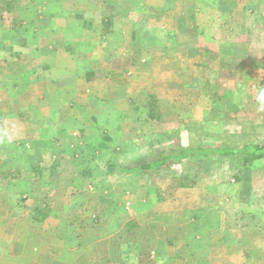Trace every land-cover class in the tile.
I'll return each instance as SVG.
<instances>
[{
  "label": "crops",
  "instance_id": "crops-1",
  "mask_svg": "<svg viewBox=\"0 0 264 264\" xmlns=\"http://www.w3.org/2000/svg\"><path fill=\"white\" fill-rule=\"evenodd\" d=\"M162 1L128 0L127 7L118 10L119 1L111 0L108 10L115 9L114 13L105 16L100 0H0V168L8 166L0 170V181L9 179L17 185L27 179L47 180L50 188L40 196H52L44 209L32 207L45 218L36 214L32 220L23 216V205H13L15 199L9 201L7 188L0 186V196L8 204L0 201V264H215L206 258L208 251L201 253L203 258L199 254L198 238L187 234L188 224L180 227L178 235L169 236L165 230L170 211H188L200 202L190 199L199 188L157 182L128 187L138 179L135 175L108 176L91 166L82 170L79 164L93 165L94 159L75 163L71 155L75 148L106 149L90 142V129L97 131V125L79 124L82 119L87 123V105L103 104L100 101L106 99L116 105L125 102L126 117L144 109L148 120L157 113L161 118L167 109L178 118L184 110L194 114L196 102L203 98L192 92L199 82L200 55L205 69L212 60H223L232 89L241 90L238 97L251 94V81L264 79V9L256 12L258 0H251L255 10L251 13L244 12L245 1L242 32L237 34L242 38L237 44L233 38L228 45L215 44L209 39L212 29L207 28L203 45L199 39L169 44L176 27L192 22L197 26L198 19L228 20V15L221 10L224 6L215 8L219 9L215 14L214 3H209L211 13L204 10L206 18H202L199 6L208 5L201 0H190L178 12L173 7L178 0ZM136 4L147 15L143 23L148 27L142 28L140 38L131 21V6ZM172 18L178 26L171 24L174 29L164 30V21ZM153 20L158 24L151 27ZM213 28L220 35L232 32ZM202 29L195 30L200 34ZM9 33L17 36L15 44L7 40ZM162 34L165 39L159 43L157 36ZM184 100H190L188 106ZM152 105L157 107L153 112ZM102 110L100 116L106 114ZM120 113L115 111L123 117ZM78 114H82L79 121ZM121 181L127 183L121 184L120 196L109 195ZM29 193L34 197L33 189Z\"/></svg>",
  "mask_w": 264,
  "mask_h": 264
},
{
  "label": "rangeland",
  "instance_id": "rangeland-1",
  "mask_svg": "<svg viewBox=\"0 0 264 264\" xmlns=\"http://www.w3.org/2000/svg\"><path fill=\"white\" fill-rule=\"evenodd\" d=\"M100 1H103L102 7L105 16L111 12L114 13L115 9L113 11L108 10L111 7V0ZM118 1L116 3L118 10H122L124 6L127 7L128 0ZM156 1L157 3H161L162 0ZM189 1L178 0L176 4L173 3L175 11L178 12L184 7L186 9ZM201 1L204 2V5H208L205 9L199 6L202 18H206L204 10L211 13V5L209 6V3H214L213 12L219 11V9L215 10V8L224 6L225 8L221 10H225L224 12L230 16V19L226 15L228 20L223 17L212 20L211 23L210 20H207L209 25L206 20L198 19L196 20L197 26L192 22L191 26L188 25L184 28L176 27V35L168 37L167 42L169 44H175L177 41L179 43H195L199 39V43L203 45L205 44L204 40L207 39V36L203 35L206 28L212 29L208 30V34L209 39L212 38L215 44L220 45L224 42L228 45L229 41L233 43L231 42L233 38H236L235 43L237 44L242 38L240 36L237 37V34L242 32L241 29L244 23L242 17L244 18V12L251 13L256 10L258 13L259 9L260 11L264 9V0H258L259 6L254 11L251 10L254 9L253 0ZM245 1H248L246 6H244ZM82 6L86 7L85 4H82ZM242 6H244V12L241 10ZM131 8H133L131 21L132 24L134 23V29L136 27V31H138V38H140L142 28L148 27L146 22L145 24L143 23L147 15L138 4L131 6ZM150 11L155 13L152 9ZM249 17L251 18L252 16L249 15ZM172 21L168 20L167 23L164 21V30L170 31L174 29L175 27L171 26V24L178 26L174 18H172ZM249 21L246 22L248 23ZM154 23H157V21L153 20L149 26L153 27ZM196 27L204 28L199 30L203 32L198 34L195 30ZM213 27L224 31L232 29V32L231 34L220 35L217 33L218 31L213 30ZM177 29H181L182 32L177 31ZM6 38L15 44L17 36L14 33H9ZM157 38H160L159 43H162L164 42L165 35L162 34L161 36H157ZM116 40L118 39L116 38ZM255 45L259 44L255 43ZM262 46H264V40ZM237 54L238 52L235 55ZM219 60H212V63L205 69L202 66L204 63L203 57L200 55L198 58L196 79H199V82L192 92L194 90L198 91L203 98L199 101L196 100L197 102L195 101L197 110H194V114L190 113V110H184L182 111L184 114L180 116L182 118H178L176 115L179 116V114L172 112L173 109H167L166 113L161 114V118L157 113L159 118L156 116L150 118V116L148 120L146 112H143L144 109L137 116L132 117L130 114L131 116L127 115L126 117L124 113L128 110V103L125 102H119L116 105L115 101L109 103L108 99H106V101H100L103 104L97 103L95 106L94 104L87 105L86 107H89L88 113H90L86 116L87 123L82 119L79 124L81 126L85 124L97 125V131L90 129L88 134L90 135V142L94 145H103L106 149H104V152L102 149L87 152L85 148L82 151L80 148H75L74 153L71 154L72 159L75 163H80L81 159L85 160L87 158L90 160L93 158V165L89 164L86 166L85 164H79V167L83 170L84 167L88 169L91 166L90 169L92 168L93 171L99 173L100 171H104L106 164L104 161L106 159L112 163H122L132 158L144 157L146 153L152 151V148L155 151H168L171 145L177 142L182 143V145H188L199 140L203 143L215 144L218 138L235 140L240 132L263 137L264 79H257V82L254 83L251 81L252 86L248 87L251 89V94L244 93L241 97H238L241 90L238 88L235 90L237 86H234L232 89L229 79H227V70L222 63L223 60ZM262 60L261 63L263 64L264 58ZM158 68L155 67L154 69L157 71ZM171 78L168 77V79ZM205 81L208 82L206 85ZM167 84L169 85V82ZM93 87L94 85H92ZM229 89L233 91L231 92ZM212 94L216 98L211 97ZM189 102L190 100H184L185 106H188L187 103ZM195 102L193 103L195 104ZM101 107H103L104 111H102L106 114L100 116ZM115 111L116 113L122 112L120 114L123 117L116 116ZM80 118H82V114L81 116L78 114L77 120H81ZM23 121L25 122L26 120H21V122ZM102 130L106 131V133H103ZM71 138L77 139L78 137L73 136ZM149 147L151 149H148ZM93 167L97 168L94 169ZM7 168L8 166H1L0 170L5 171ZM162 171L157 174L135 175L138 178L134 181L135 183L131 184L132 182H130L127 185L128 187H132V185H136L137 187V185L149 183L151 186H156L157 183H160L162 186L170 184L176 186L175 180L186 177V180H191L193 184L190 189H200L198 193L191 192L192 195L190 196L192 201L198 199L200 201L198 202L199 205L198 203L193 204L188 211L185 209L178 213L169 212L172 214V217L165 228L167 235H178L182 230L180 227L183 225L185 228L188 224L189 227L186 228L187 234L198 238V244H195V246L199 254L203 253V251H208L210 255L207 254L209 256L206 258L214 261L215 264H255V262L256 264H264V251L261 252V249L264 250V171L252 174L244 172L238 180L236 172L229 169L228 161L215 157L209 161H182ZM13 182V180L9 179L0 181V186L8 189L5 191L8 192L9 201L15 199L13 205L14 203L17 204V207L20 204L23 205L22 214L25 218L34 220L36 214H38V217H41L42 214L36 213L34 210L37 208L44 209V205L52 202V196H47L46 198L40 196L50 188L47 185L48 181L43 179L34 181L27 179L22 184L19 183L17 185ZM123 183H127V181L119 182L117 184L119 188H116L111 194L108 192L109 195L115 194L120 196L117 193H119V189L123 188L121 186V184L124 185ZM184 183L186 184L187 182L184 181ZM29 189L34 190V197H31L30 193L28 194ZM0 201L2 203L7 202L5 197H2ZM32 207H35V209L33 210ZM8 214L14 213L9 212ZM204 244H206L205 247L203 246ZM194 251L196 250L191 249L189 252L193 253ZM201 256L202 258L204 257L203 254ZM191 257L196 258L193 254H191ZM224 257L226 258L224 259ZM256 259L258 260L256 261ZM206 264L211 263L207 262Z\"/></svg>",
  "mask_w": 264,
  "mask_h": 264
},
{
  "label": "trees",
  "instance_id": "trees-1",
  "mask_svg": "<svg viewBox=\"0 0 264 264\" xmlns=\"http://www.w3.org/2000/svg\"><path fill=\"white\" fill-rule=\"evenodd\" d=\"M151 109L153 112L154 106ZM150 116L154 117L153 114ZM216 141L215 144H207L196 140L188 145L177 142L171 145L168 151H155L152 148V151L146 153L144 157L132 158L122 163H106L104 173L108 176L157 174L182 161H209L214 157L227 160L229 169L236 172L238 180L244 172L252 174L264 171V136L258 137L240 132L235 140L218 138ZM184 181L187 183L185 184ZM175 183L182 189L190 188L193 185L191 180H186V177L175 180ZM41 216L43 219L46 215L42 214Z\"/></svg>",
  "mask_w": 264,
  "mask_h": 264
}]
</instances>
